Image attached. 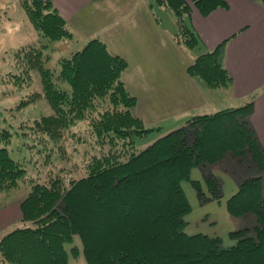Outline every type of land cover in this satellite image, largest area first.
I'll use <instances>...</instances> for the list:
<instances>
[{
    "label": "trees",
    "instance_id": "1",
    "mask_svg": "<svg viewBox=\"0 0 264 264\" xmlns=\"http://www.w3.org/2000/svg\"><path fill=\"white\" fill-rule=\"evenodd\" d=\"M18 1L37 34L50 41L72 39L70 24L53 0ZM151 1L172 14L176 27L172 38L190 51L200 43L187 23L191 11L206 15L227 5V0ZM45 47L26 45L15 53L27 69L39 73L42 91L33 99L42 95L53 111L20 125L29 129L22 135L32 138L30 147L39 142L49 153L48 143L55 146L64 129L80 119L88 121L102 149L87 159L85 174L69 179L67 186L63 170L52 174L49 169L40 182L39 174L28 178L30 190L20 202L19 222L31 225L0 237V264H70L79 256L86 264H264V195L259 178L242 180L227 200L234 215L254 212L258 222L254 236L248 235V228L231 231L236 242L222 247L219 237L186 233L183 219L191 207L182 181L190 182L200 202L221 198L219 179L203 171L204 190L190 177L194 166L249 156L264 170L262 149L247 121L251 102L194 116L139 150L136 139L154 128L135 112L136 97L123 78L127 61L95 37L82 49L59 57L55 70L44 66L51 58L50 53L44 55ZM186 70L212 89L226 87L231 80L223 66V44L195 55ZM11 135L8 129L0 131V192L27 178L22 165L26 160H15L7 148Z\"/></svg>",
    "mask_w": 264,
    "mask_h": 264
},
{
    "label": "crops",
    "instance_id": "2",
    "mask_svg": "<svg viewBox=\"0 0 264 264\" xmlns=\"http://www.w3.org/2000/svg\"><path fill=\"white\" fill-rule=\"evenodd\" d=\"M53 6L77 37L87 41L98 37L130 61L123 78L136 96V114L154 128L149 132L156 133L152 139L185 125L194 116L251 102L247 121L264 155L262 0H227L226 7L206 15L193 9L187 18L203 52L223 44V66L231 80L228 86L214 89L187 73L195 50L175 43L172 14L151 0H53ZM164 19L167 26L162 28ZM175 52L181 57L173 59ZM19 205L17 200L0 201V237L19 222Z\"/></svg>",
    "mask_w": 264,
    "mask_h": 264
},
{
    "label": "rangeland",
    "instance_id": "3",
    "mask_svg": "<svg viewBox=\"0 0 264 264\" xmlns=\"http://www.w3.org/2000/svg\"><path fill=\"white\" fill-rule=\"evenodd\" d=\"M161 26L162 28L167 26L166 19L162 20ZM72 34L71 40L50 41L36 33L18 0L0 1V131L2 129L10 130L12 135L7 148L15 160H21V163L26 160L22 165L27 169V178L19 181L17 187L0 192V201L3 203L14 200L21 202L30 190L28 178L35 179L39 174V181H37L40 182L49 169L52 174L58 170H63L64 184L67 186L69 179L79 178L85 174L83 167L87 163V159L99 154L102 149L101 144L96 141V137L91 133L88 121L85 120H75L64 129L61 139L55 146L48 143V146L52 148L49 153L43 149L39 142H36L37 147H30L32 138L21 133L22 131L27 132L29 129L19 127L22 124H31L34 119L50 115L53 111L42 95L33 99L32 96L35 92L41 93L42 91L39 73L27 69L24 62H20L16 58V51L26 45L36 47L46 45L43 53L44 55L50 53L51 58H48L49 60L44 63V66L56 70L54 62L59 57L68 56L73 51L72 49H82L84 45L82 42L87 41V38L77 37L74 31ZM78 40L82 42H78ZM110 51L127 61L125 70L130 68V61L126 57ZM202 52L203 49H200V45H198L195 55ZM180 57L181 54L175 52L172 58ZM132 58L134 60L136 56ZM61 86L68 88L67 84H61ZM24 101L27 103L20 106V103ZM155 134H146L137 138L138 149H144L146 145L153 143L155 139L152 138ZM141 141L144 142L139 145ZM106 147L104 146V148ZM37 149L42 151L38 152ZM203 171L211 172L219 179L221 198L219 202L215 199L200 202L196 190L190 182L182 181L181 187L191 207L190 211L183 217L186 222L184 231L188 234L203 233L211 237H219L222 247H228L236 242V239L229 236L231 231L248 228L250 229L248 235L254 236L253 227L258 224L254 212L234 215L228 210L227 200L237 193L242 180L250 178H254V180L259 178V190L263 196L264 170H260V166L256 165L249 156L239 161L227 156L216 163H201L192 168L190 177L199 180L201 187L206 190ZM250 195L252 194L250 193ZM30 225L31 223L18 222L14 228ZM13 229L10 228L7 231ZM74 242L81 249L77 237H75ZM70 264H86V262L82 256H79L76 259H70Z\"/></svg>",
    "mask_w": 264,
    "mask_h": 264
}]
</instances>
